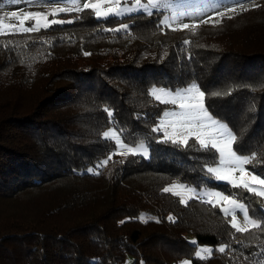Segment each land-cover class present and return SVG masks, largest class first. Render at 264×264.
<instances>
[{
	"label": "trees",
	"instance_id": "obj_1",
	"mask_svg": "<svg viewBox=\"0 0 264 264\" xmlns=\"http://www.w3.org/2000/svg\"><path fill=\"white\" fill-rule=\"evenodd\" d=\"M160 18L98 19L88 9L72 23L0 35V264H124L129 255L135 264H257L245 256L264 250V233H238L219 206L162 191L218 188L264 217L261 197L205 174L210 154L194 139L191 148L152 139L163 137L151 128L165 106L151 91L197 82L216 118L243 133L241 150L256 152L246 168L264 173V0L188 29L157 27ZM121 22L128 32L105 31ZM110 126L129 144L144 139L150 158L114 154L89 173L115 149L102 137ZM189 235L213 256L193 258Z\"/></svg>",
	"mask_w": 264,
	"mask_h": 264
},
{
	"label": "snow or ice",
	"instance_id": "obj_2",
	"mask_svg": "<svg viewBox=\"0 0 264 264\" xmlns=\"http://www.w3.org/2000/svg\"><path fill=\"white\" fill-rule=\"evenodd\" d=\"M21 0H13V3L19 4ZM30 3H39L40 0H29ZM68 2L74 6L76 12H82L83 10L90 9L95 14V18H107L109 15L114 17H123L132 13L142 11L147 14L148 17L153 15V9L159 11L160 9H170V0H146V3H142V0H133L131 6H128V0H124V5L121 6V0H68ZM253 3V0H233L231 4L221 6L219 11L232 10L235 7H244L246 4ZM102 5H109L102 11ZM217 10V6L213 5L211 9H205V12L211 13ZM73 8H59V12H72ZM198 16H203V13H197ZM8 16L15 18L18 21V25H10V34L18 33H33L39 31L41 27L47 28L50 24H65L72 23V20H63L53 18L51 21L47 19V16L43 13H25L23 18L18 17L17 12L13 11L8 13ZM191 17L193 13L172 11L171 15H163L157 21V27H172L177 25L182 29H188L189 23L183 22L184 17ZM28 20H34L35 23L25 26V22ZM43 20L42 25L40 21ZM200 22H207L201 20ZM195 21L193 22V24ZM130 25L128 23L121 22L117 28H106L105 31L118 33L121 31L128 32ZM185 45L189 43L188 40L183 41ZM90 55V53H85ZM167 55V53H165ZM230 93H223L220 91L210 92V96L220 97ZM151 95L155 97L157 101L163 103H170L174 105L179 111H165L162 117L158 118L156 126L151 128L152 133H163V137H152L159 143H169L176 147L191 148L193 145H189V139H194L198 144L197 150H202L209 153L208 159H206L202 165V170L206 175H211L216 181H226L233 188H243L248 193L257 197H264V173L256 171L255 168H246L247 165L253 163L256 159V152L253 150L251 154L246 151H242L239 144L242 142L243 133L234 131L227 122L222 119L216 118V116L210 111V107L206 106L205 91L201 90L197 82H191L186 86H180L174 89V91H166L165 88H153ZM162 97H169L168 100H162ZM103 111L107 114L109 124H112L114 113L109 107H105ZM171 129V131H169ZM238 136L240 139H238ZM102 137L106 141L114 142L115 149L112 150L106 159L101 160L96 165V171L93 168H88L87 171L93 174H99V169L103 168L112 159V155L119 152L122 155L131 154L132 156H141L145 159L149 158L150 145H148L144 139H140L135 143L129 144L122 139V130L118 131L113 128H109L107 131L102 132ZM234 145L237 147L234 149ZM214 150V153L212 152ZM259 163V161H257ZM239 173V177L235 174ZM247 178V180L245 179ZM256 186H259L257 188ZM185 189L190 193V198L199 197L205 203H213L211 199L221 202L220 207L225 216L231 215L230 221L231 228L235 229L238 233L247 232V228H241L236 223V211L240 210L243 213L245 221L257 229L260 233H264V217H252L249 216V211L246 209L245 204L238 202L235 193L225 194L220 191H198L194 187H186L185 184L172 183L169 187H164L163 192H172L174 196H180V192H174L175 188ZM181 204H186V201L181 198ZM232 205L231 209L223 207V205ZM217 205L213 203V207ZM264 211V210H262ZM143 219V217L141 218ZM170 222H175V218L171 215L168 216ZM159 222V221H157ZM191 243L196 244V241ZM226 245L220 246L218 251L225 253ZM235 251V249H233ZM207 252L211 255L212 250L208 248L201 249L195 252L197 258L203 259L202 253ZM252 255H256L257 264L260 260H264V250H258L255 253H248L245 258L248 259ZM184 264H190L189 260H185Z\"/></svg>",
	"mask_w": 264,
	"mask_h": 264
},
{
	"label": "rangeland",
	"instance_id": "obj_3",
	"mask_svg": "<svg viewBox=\"0 0 264 264\" xmlns=\"http://www.w3.org/2000/svg\"><path fill=\"white\" fill-rule=\"evenodd\" d=\"M262 1L263 0H253V3L246 4L244 7H235L232 10L219 11L221 6L231 4L233 2V0H170L171 8L170 9H160L158 12H160L162 16L163 15H169L170 16L173 10L176 11L177 13H179V12L193 13V16H191V17L186 16L183 18V22L189 23L190 24L189 28H192L194 26L202 24L203 22H200L202 19L207 20L208 18L213 17L215 15L218 16V15H224V14H231V13H234L236 11H239L240 9L247 8V7H250L253 5H258ZM93 2H95V0H93ZM132 2H133V0H128V6L129 7L131 6ZM142 3H146V0H142ZM123 5H124V0H121V6H123ZM213 5L217 6L216 11H213L211 13L205 12V9H211L213 7ZM108 6L109 5H102V11L104 9H106ZM61 7H64V8L72 7L73 11L61 13V12H59V8H61ZM0 8L4 9V10L0 11V35L10 34V25H18L17 19L11 18L8 16V13L13 12V11L17 12L18 17H20V18H23L24 14L28 13V12L43 13L47 16V19L49 21H51L53 18L63 19V20H72L73 21L76 18V16H78L80 13L85 11V10H83L82 12H76L74 10V6L71 5L68 2V0H40L39 3H30L29 0H21V2L19 4L13 3V0H0ZM153 11H155V9H153ZM198 12L203 13L204 15L203 16L196 15ZM110 17H114V16L109 15L107 18H110ZM123 17H125V16H123ZM107 18H98V19H107ZM119 18H122V17H119ZM194 21H195V23L193 24ZM32 23H35V21L34 20H28L25 22V26L32 24ZM40 23L43 25L44 21L41 20ZM52 25H55V24H50L48 27H50ZM172 28L179 29L180 27H178L177 25H172ZM41 29H46V28L41 27L39 30H41ZM18 34H22V33H18ZM165 90L166 91H174L173 89H169V88H165ZM168 99H169V97H162V100H168ZM158 102L165 106L164 112L165 111H173V110L179 111L178 108H176L174 105H171L170 103H163L161 101H158ZM109 128H113V129L117 130V128L115 126H110ZM109 128L107 130H109ZM169 131H171V129H169ZM122 139H123V137H122ZM116 154L118 156H121V157H126L128 155H131V154L122 155L119 152H117ZM150 155H149V158H150ZM149 158H147V159H149ZM235 175L237 177H239L238 172ZM245 179L247 180V178H245ZM213 180L217 183L229 184L226 181H216L214 178H213ZM173 183L180 184L179 182H173ZM170 185H168L167 187H169ZM186 187H194L198 191H201V190L202 191H220L222 193H225L218 188H210V187H200L199 188V187L189 186V185H186ZM256 187L259 188V186H256ZM173 191L174 192H180L181 195L178 197L180 199L183 198L186 201V203L191 201V200H199V201L203 202V200L199 197L190 198V193H188L185 189H181V188L177 187V188L173 189ZM170 193H172V192H170ZM261 198L263 199V202H264V197H261ZM207 199H211L213 201V203H215L217 206L220 207L221 202L215 200V198H207ZM238 202L245 204L244 202H242L240 200H238ZM213 203H207V204L213 205ZM245 206H246V204H245ZM223 207H227V208L231 209L233 206L225 204V205H223ZM246 209H247V206H246ZM229 216H231V215H229ZM145 220H147V219L144 218V221ZM236 223L241 228H247L248 229V228L252 227L250 224H248L245 221L243 213L240 210L236 211ZM187 238H188L190 243L192 241H196V239L193 236L189 235ZM191 244L196 245V247L194 248V251H193V258L200 259V258H197L195 256V252L199 251L201 249H204V248L211 249L212 252H211V255H209L207 252H203L202 253L203 259H201V260H204V259H207V258H210L213 256V251H214L215 247L209 246V245H204V244H197V243L196 244L191 243ZM219 247L220 246H218L216 248L218 249ZM185 260H189L190 264H193V259L190 257L186 258L180 262H177V263L175 262L173 264H184ZM135 261H136V259L133 256L129 255L126 258L124 264H135ZM142 264H145V263L143 262Z\"/></svg>",
	"mask_w": 264,
	"mask_h": 264
},
{
	"label": "built area",
	"instance_id": "obj_4",
	"mask_svg": "<svg viewBox=\"0 0 264 264\" xmlns=\"http://www.w3.org/2000/svg\"><path fill=\"white\" fill-rule=\"evenodd\" d=\"M2 10H4V9L0 8V11H2Z\"/></svg>",
	"mask_w": 264,
	"mask_h": 264
}]
</instances>
